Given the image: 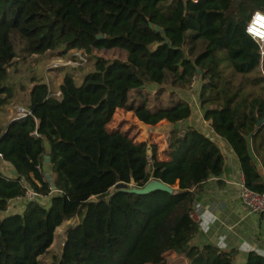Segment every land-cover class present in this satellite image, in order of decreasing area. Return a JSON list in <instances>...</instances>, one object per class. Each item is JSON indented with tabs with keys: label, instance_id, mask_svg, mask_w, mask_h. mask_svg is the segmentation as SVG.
<instances>
[{
	"label": "trees",
	"instance_id": "1",
	"mask_svg": "<svg viewBox=\"0 0 264 264\" xmlns=\"http://www.w3.org/2000/svg\"><path fill=\"white\" fill-rule=\"evenodd\" d=\"M256 10L264 12V0H0V107L13 98L3 85L18 56L12 34L25 40L22 57L76 48L94 60L80 84L70 70L63 73L59 96L39 80L29 93L31 114L0 126L1 160L17 174L0 173V264H44L39 257L56 227L73 217L78 221L67 228L52 264H165L167 251L184 264H232L234 251L193 243L200 226L191 205L216 172L218 146L195 126L176 123L193 115L180 93L198 78L203 118L230 143L244 185L264 191L246 141L264 115V94L244 81L261 76H248L261 65L258 44L245 32ZM101 50L125 56L107 58L97 54ZM235 74L244 78L235 80ZM145 84L157 85L153 97ZM165 91L168 100L161 103ZM117 108L142 124L172 123L167 160L158 158L155 143L148 155L146 141L109 127ZM151 180L178 187L144 194L115 187ZM25 185L50 196L49 205L27 200L21 214H5L8 200L23 197ZM244 264H264V256L250 250Z\"/></svg>",
	"mask_w": 264,
	"mask_h": 264
},
{
	"label": "crops",
	"instance_id": "2",
	"mask_svg": "<svg viewBox=\"0 0 264 264\" xmlns=\"http://www.w3.org/2000/svg\"><path fill=\"white\" fill-rule=\"evenodd\" d=\"M61 53L62 49L47 50L43 54H31L26 57L16 56L12 59L10 65L7 67L8 75L3 81V85L12 89L13 98L9 103L3 104L0 107V126L2 129H5L14 120L15 101L18 102L17 104L28 106L29 93L39 80L44 81L48 85L51 94L55 95L60 92L59 89L63 73L65 72L64 67L48 70L49 68L47 69L45 64L49 56L53 54L56 57H61ZM70 71L74 81H78L77 83L75 81V83L80 84L84 73L88 70L85 71V69L77 67L70 68ZM261 77L259 80L264 84V78L262 75ZM180 95L192 105V99L188 98V95L182 93ZM124 111L126 110L121 108L115 110L113 120L109 124L110 128L114 127L111 124L114 122L116 114L119 116ZM133 115L135 116L134 113ZM263 119L264 115L257 118L253 130L246 135L248 153L259 174L260 179L258 183L261 185H264ZM185 121L191 122L184 124ZM179 124L181 126H195L215 141L218 146L212 163L216 172L201 184L199 192L194 197L191 205V217L200 226L198 233L193 239V243L200 246L212 244L226 251H234L232 264H244L250 250L264 256V213L249 212L241 203L240 186L244 182V176L239 159L230 143L214 132L210 120L203 118V110L200 107L195 108L193 106V115ZM115 128L121 129L118 126ZM121 130L127 131L125 129ZM148 148L150 149L149 145ZM165 149L166 146L160 149L162 152L158 154L160 160L168 159L164 152ZM43 170L44 172H49V165L47 163H44ZM0 173L8 177H15L17 175L12 165L1 159ZM38 201L42 205L48 206L50 196H41L38 198ZM26 202L27 199L23 197L8 200L5 214H21Z\"/></svg>",
	"mask_w": 264,
	"mask_h": 264
},
{
	"label": "rangeland",
	"instance_id": "3",
	"mask_svg": "<svg viewBox=\"0 0 264 264\" xmlns=\"http://www.w3.org/2000/svg\"><path fill=\"white\" fill-rule=\"evenodd\" d=\"M11 38H12V41L14 44V49H15L16 54L21 57V55L24 53L23 47H24V41L25 40L22 37H20L18 34H15V33L11 35ZM179 38H181V37L179 36ZM199 47H201V46H199ZM196 50H198V48ZM61 54H62L61 57H56L53 54L48 57L49 59L47 60V62L45 64L47 69L51 65L52 61H56L59 59H62L65 61L66 59H68V57H71L70 54H67V53L65 55V53L62 52ZM97 54H100V55L105 56L107 58H114V57L124 58V56H125V52H120L118 50H108V51L101 50L100 52H97ZM93 64H94V60L89 58V63L85 66H82L81 68L83 70L85 69V71L86 70L89 71L93 68ZM61 67H64L65 71L70 70V68L71 69L77 68V67H73V66H61ZM261 68L264 69V63H262L261 65L258 66L257 71L248 74V76L259 77L260 73H261ZM52 69H56V68L54 67ZM52 69L49 68L48 70H52ZM200 73L201 72H198V74H200ZM9 78H10V76H9ZM243 78L244 77L241 74H235V76H234L235 80L243 79ZM75 81H76V83L78 82L77 80H75ZM244 81H245V86L249 90L261 92L264 94V84L259 79L253 83L248 82L247 80H244ZM6 83H8V82H6ZM199 85H200V80L198 78H195L191 86L186 88V90H183V91L180 90L183 94L188 95V98L192 99V105L195 108L200 107V102L198 99ZM144 87L146 88V90L150 91L151 97H153L155 95V94H153V92L157 89V85L145 84ZM167 89L171 90V87L168 86ZM52 95H54V94H52ZM167 100H168V92L165 91L162 95V102L161 103H167ZM21 102H23V101H21ZM17 103L18 102L15 101L14 104L17 105ZM154 103L155 102H153L151 104H154ZM156 104H158V102ZM21 105H23V104H21ZM188 122L190 123L191 121H185L184 124L188 123ZM162 123L165 125H163ZM111 126H114L113 128L118 126L121 129L127 130L129 135L132 136L133 138H135V140L146 141L148 145L151 143H155L157 145V147L159 148L158 154H160V153H162L160 149L162 147L166 146V142L169 138L172 123L167 122L166 120H161L152 126L147 125V124H142L133 115L132 112L124 111L119 116L116 114L115 120H114V122H112ZM147 152H148V155H150V149L149 148H148ZM77 221H78V218L73 217L69 220H64L59 225V227L55 231V236H54L52 245L50 246V248L47 250V252L45 254L40 256V259L44 264H52V261H55L58 258L59 254L62 250V245H63L64 239H65V233H66L67 228L75 225L77 223ZM164 256L166 258L165 264H184V262H185V260H184V258H182V256H179L172 251L165 252ZM148 264H151V263H148Z\"/></svg>",
	"mask_w": 264,
	"mask_h": 264
},
{
	"label": "built area",
	"instance_id": "4",
	"mask_svg": "<svg viewBox=\"0 0 264 264\" xmlns=\"http://www.w3.org/2000/svg\"><path fill=\"white\" fill-rule=\"evenodd\" d=\"M245 32L258 44L259 53L261 56V64L264 57V12L256 10L254 11L250 19L248 20L245 26ZM71 57H68L65 61L62 59L52 61L49 68H57L61 66H73V67H82L89 63V57L81 49H71L67 52ZM261 75L264 78V69L261 68ZM60 92L56 93L55 96H59ZM31 114V111L24 105L17 104L14 106L13 118L19 119ZM264 124V119L262 120ZM3 158V154L0 152V159ZM37 169L40 171L41 167L37 165ZM23 198L27 200H35L44 196L33 189L29 188L27 185ZM52 190V189H51ZM50 194V192L48 193ZM19 198V197H17ZM240 200L243 206L253 213H264V191L258 192L252 189H249L244 185L240 186Z\"/></svg>",
	"mask_w": 264,
	"mask_h": 264
},
{
	"label": "water",
	"instance_id": "5",
	"mask_svg": "<svg viewBox=\"0 0 264 264\" xmlns=\"http://www.w3.org/2000/svg\"><path fill=\"white\" fill-rule=\"evenodd\" d=\"M155 29H158L157 26H155ZM103 35L102 34H98V38H101ZM157 47V44L154 45L153 48H156ZM197 72H200V69H197ZM8 126V125H7ZM6 126V127H7ZM176 126H179V123H176ZM44 159H45V162H49V154L46 153L44 155ZM45 175L48 177V180H49V184L51 186V189L54 190V186H53V182L51 180V175L49 172H45ZM115 187L117 189H121V190H129L131 192H135V193H139V194H144V193H147L151 190H155V189H161V190H164V191H167V192H172L173 189L177 188V184L175 185H168L164 182H161V181H158V180H151L149 182H147L145 185H143L142 187H131V188H127V184L126 183H123V182H119L115 185ZM64 244V242H63Z\"/></svg>",
	"mask_w": 264,
	"mask_h": 264
},
{
	"label": "bare ground",
	"instance_id": "6",
	"mask_svg": "<svg viewBox=\"0 0 264 264\" xmlns=\"http://www.w3.org/2000/svg\"><path fill=\"white\" fill-rule=\"evenodd\" d=\"M163 124V123H162ZM163 125H165V124H163Z\"/></svg>",
	"mask_w": 264,
	"mask_h": 264
}]
</instances>
